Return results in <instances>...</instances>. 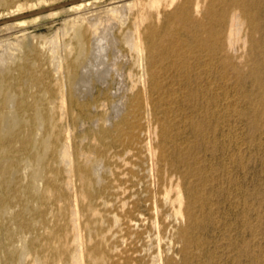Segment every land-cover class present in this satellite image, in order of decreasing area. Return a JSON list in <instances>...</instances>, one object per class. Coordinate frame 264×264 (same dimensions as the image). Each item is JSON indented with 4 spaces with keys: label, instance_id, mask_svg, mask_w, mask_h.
Instances as JSON below:
<instances>
[{
    "label": "rangeland",
    "instance_id": "obj_1",
    "mask_svg": "<svg viewBox=\"0 0 264 264\" xmlns=\"http://www.w3.org/2000/svg\"><path fill=\"white\" fill-rule=\"evenodd\" d=\"M61 1L64 0H15L10 6L2 5V8L0 5V16L9 10L28 12ZM123 1L127 0L113 4ZM186 1L188 4L182 10L181 5ZM200 1L203 0H128L132 4L125 27L134 31L135 22H139L144 29L149 14H153L161 19L160 25L165 28L166 16L178 9L191 18H200L202 10L197 7ZM110 3L111 0H105L98 8L105 11L103 6ZM249 4L258 17L257 37L264 41V0H249ZM111 14L118 21V14ZM67 18L71 20L72 13L27 24L25 32L30 35L35 51L25 60L32 70L38 68V62L40 65L48 63L41 49L57 33L63 36L61 29ZM244 29L246 24L243 32ZM200 31L199 26L189 22L181 34L182 51L192 49V36ZM119 39L122 42V36ZM122 49L124 58L117 66L125 64L123 82L112 71L106 84H98L101 91L95 88L94 94L102 98L108 91L111 99L118 100L127 83L130 87L126 98L130 111L128 120L115 114L114 101L99 99L98 108L82 112L75 123L60 122L61 127L55 129L53 137L55 142L69 145L73 156L90 175L92 165L101 161L105 168L104 173L101 172L104 179L93 184L78 175L70 179L62 170L60 183L70 208H61L60 212L63 199L54 200L52 214L59 217L61 223H69L77 200L68 183L87 185L96 196L93 211L90 210L93 233L98 228L103 229L102 222L105 229H113L107 264H130L128 248L148 243H151V251L141 257V264H149L153 255L161 258L158 264H264V120L254 117L252 100V96L258 98L264 94V90L259 94L261 91L256 84L261 80L264 85V56L258 46L252 47L247 37L239 39L236 50L230 51L233 58L228 68H223L217 60L206 66V53L190 54L187 70L169 57L159 64L165 66L158 73L160 87L156 89L155 78L143 77L136 51L125 45ZM113 53L112 49L108 51L112 61ZM23 85L28 86V81ZM140 93L142 107L135 104ZM148 98L153 113L160 119L159 128L146 113ZM138 112L143 128L139 138L133 140L134 130L130 125ZM192 121L202 127L201 132L197 133ZM120 126L123 131L119 130ZM150 145L159 146L160 153L165 151L164 159L168 161L160 163L158 153L153 156ZM152 158L156 161L155 167H152ZM180 176L186 177L181 179L182 196L178 199L175 184ZM196 192L200 197L197 204L192 200ZM179 210L183 213L177 215ZM188 212L197 213L200 221H193ZM115 215L120 218L117 223ZM130 217L137 224L136 228L127 227ZM183 226L188 229L185 237ZM140 232H143L141 238Z\"/></svg>",
    "mask_w": 264,
    "mask_h": 264
},
{
    "label": "bare ground",
    "instance_id": "obj_2",
    "mask_svg": "<svg viewBox=\"0 0 264 264\" xmlns=\"http://www.w3.org/2000/svg\"><path fill=\"white\" fill-rule=\"evenodd\" d=\"M114 1L117 0H111L110 7L107 6L109 8L103 6L105 11L98 8L105 0H81L68 7L29 18H19L26 13L20 9L9 10L0 16V20L18 16L17 20L0 25V264H107L111 249L109 236L113 235V229H105L101 219L100 227L103 229L98 228L93 233L90 210L93 211L96 196L91 189L87 185L68 183L69 188L75 191L77 200L71 210L69 223H61V219L52 214L54 210L51 207L52 201L63 199L58 210L62 212V209L70 208L69 202L65 201L68 196L60 183L62 170L69 174L70 179L78 175L81 180L94 184L104 179L101 176L104 164L95 162L90 175L88 169L80 166L79 159L73 156L69 145L57 143L53 137L55 129L61 127L60 122L63 120L75 123L82 112L98 108L99 99H111L108 91L101 98L100 94H94V90L101 91L98 84H106L112 71L123 82L125 64L117 66L118 61L124 58L123 45L136 51L142 75L144 78L148 75L155 78V89L160 87L158 75L165 66L159 64L169 57L179 61L181 68L187 70L190 68V54L206 53V66L210 65V61L217 60L223 68H228L233 58L230 51L236 50V43L243 37L250 40L252 47L258 46L260 54L264 56V41L257 37L260 32L257 13L249 0H203L197 5L202 10L200 18H191L178 9L166 16L165 28L163 24L160 25L159 17L149 14L147 26L141 29L139 22H135L134 31L125 27L132 3L129 4L127 0L113 4ZM14 2L0 0V5L10 6ZM186 4L188 1L184 6L181 5L182 10ZM36 9L39 8L30 11ZM108 9L118 14V21ZM68 12L72 13L73 18L64 20L61 29L63 36L57 33L41 49V55L48 57V63L40 65L38 62V68L32 70L25 59L28 54L34 53L35 47L25 27L28 23H38ZM189 22L199 26L202 31L192 36V49L182 51L181 34ZM244 24L246 29L243 32ZM14 34L19 35L15 37ZM111 49L114 52L113 61L108 55ZM24 81H28L29 85L25 87ZM256 84L261 91L259 94L262 93V81ZM129 88L125 83L121 97L118 100L111 99L114 101L115 114L122 115L125 121L130 115L126 102ZM208 94L210 98L213 96L210 87ZM147 100L146 113L152 116L159 128L160 119L152 111L151 100ZM252 100L254 117L264 120V94L258 98L252 96ZM142 103L143 95L140 93L135 104L142 107ZM140 114L138 112L135 115V121L130 125L134 130L131 135L133 140L139 138L143 128ZM191 123L197 133L202 131L198 123ZM119 130L123 131V126ZM159 148L150 145L152 155L158 153L160 163L168 161L164 159L165 151L160 153ZM152 161V167H155V159L152 158ZM184 177H178L175 184L178 199L182 196L179 187ZM199 199L196 192L192 200L197 204ZM180 213L183 211L179 210L177 215ZM187 214L193 221H200L197 213ZM114 217L116 223L120 221L118 216ZM128 221V228H136L133 218L130 217ZM181 230L185 237L187 227L183 226ZM138 235L141 238L143 232ZM149 251L151 243L142 244L139 248L131 245L127 250L130 264H141V257H145ZM31 255L34 257L31 258ZM160 260L159 255H153L149 264H158Z\"/></svg>",
    "mask_w": 264,
    "mask_h": 264
},
{
    "label": "water",
    "instance_id": "obj_3",
    "mask_svg": "<svg viewBox=\"0 0 264 264\" xmlns=\"http://www.w3.org/2000/svg\"><path fill=\"white\" fill-rule=\"evenodd\" d=\"M80 1L81 0H64V1L52 4V5H49V6H46V7H42V8L33 10V11H28V12L24 13L23 15H21L19 18H29V17H33V16H36V15L44 14V13H47V12H50V11H53V10L61 9V8H64V7H68V6L72 5V4L80 2ZM17 19H18V16L2 19V20H0V25L4 24L6 22L8 23V22L17 20Z\"/></svg>",
    "mask_w": 264,
    "mask_h": 264
}]
</instances>
